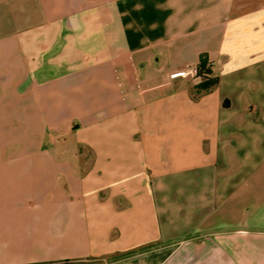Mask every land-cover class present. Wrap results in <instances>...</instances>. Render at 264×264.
Segmentation results:
<instances>
[{
    "label": "crops",
    "instance_id": "0c3cea01",
    "mask_svg": "<svg viewBox=\"0 0 264 264\" xmlns=\"http://www.w3.org/2000/svg\"><path fill=\"white\" fill-rule=\"evenodd\" d=\"M0 264H264V0H0Z\"/></svg>",
    "mask_w": 264,
    "mask_h": 264
},
{
    "label": "rangeland",
    "instance_id": "374dc122",
    "mask_svg": "<svg viewBox=\"0 0 264 264\" xmlns=\"http://www.w3.org/2000/svg\"><path fill=\"white\" fill-rule=\"evenodd\" d=\"M190 71L194 69H189ZM188 71H182L179 73H174L172 76H184ZM195 77H197V70L195 69L192 73ZM89 133L83 131L79 128L78 125L74 123L71 124V128L67 134H64V137H57V133H54V143L58 146L55 148L56 154H66L71 157L80 156V155H90V150L83 147L82 140L88 138ZM92 135V133H91ZM80 166H83L82 164Z\"/></svg>",
    "mask_w": 264,
    "mask_h": 264
},
{
    "label": "trees",
    "instance_id": "16d2710c",
    "mask_svg": "<svg viewBox=\"0 0 264 264\" xmlns=\"http://www.w3.org/2000/svg\"><path fill=\"white\" fill-rule=\"evenodd\" d=\"M196 70H197L198 76L207 77L206 81L200 85V88L207 90L215 85V80L208 78L211 74V68L210 66H207L205 56L201 57V61L199 65L197 66Z\"/></svg>",
    "mask_w": 264,
    "mask_h": 264
}]
</instances>
